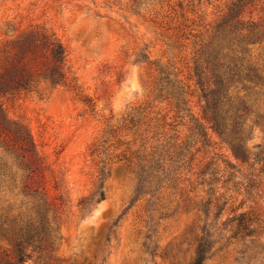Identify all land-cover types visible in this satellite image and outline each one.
I'll use <instances>...</instances> for the list:
<instances>
[{"label":"rangeland","instance_id":"rangeland-1","mask_svg":"<svg viewBox=\"0 0 264 264\" xmlns=\"http://www.w3.org/2000/svg\"><path fill=\"white\" fill-rule=\"evenodd\" d=\"M232 1L0 0V43L32 25L43 26L65 45L71 71L68 85L43 84L38 91L4 98L6 117L26 126L61 180L65 201L53 213L60 236L57 252L25 264H192L214 204L226 201L220 224L239 202L231 183L222 185L227 163L234 161L229 147L212 130L209 145H194L190 137L203 121L204 99L194 76L196 51L213 39ZM244 15L259 24L251 37L262 40L249 47L254 54L263 52L264 0H256ZM160 68L185 86L182 111H176L175 98L154 90ZM236 79L232 84L241 88ZM248 94L247 104L255 110L250 117H255L256 111H264V88ZM132 109L145 110L139 131L143 136L122 127L123 116ZM108 127L115 136L102 153L91 155L92 144ZM157 133L177 142L190 139L194 155L176 173L173 187L156 194L150 209L149 195L134 201L133 170L138 140L146 138L148 151ZM249 136V145L264 144L260 127L255 125ZM211 162L219 180L209 192L204 180L211 175L202 171ZM102 168L106 197L90 216L82 217L78 201L93 189ZM208 197L213 201L209 218L198 206ZM223 243L215 244L205 264H238L235 245ZM4 249L11 247L0 237V251Z\"/></svg>","mask_w":264,"mask_h":264},{"label":"trees","instance_id":"trees-1","mask_svg":"<svg viewBox=\"0 0 264 264\" xmlns=\"http://www.w3.org/2000/svg\"><path fill=\"white\" fill-rule=\"evenodd\" d=\"M255 1L233 0L217 23L213 39L201 46L194 58V76L204 106L203 121L192 128L190 137L194 145H209L212 130L229 147L234 161L227 163L222 185L231 183L239 202L220 224L217 220L226 201L214 204L216 211L202 227L192 264H205L214 255L215 244L221 241L222 245H235L238 264H264V144H248L255 125L264 132V111H256L255 117H250L255 110L250 109L246 100L250 90L264 88V45H260L263 52L257 54L249 47L262 42L251 37L259 24L244 15ZM67 55L56 34L40 25H32L0 43V237L9 241L11 247L0 251V264H25L33 258L39 261L58 250L60 236L53 213L65 202L61 180L37 150L26 126L6 117L4 98L38 91L43 84L54 88L68 85L71 71ZM170 74L164 68L158 69L154 90L165 92L166 98H175L179 112L183 110L179 103L185 104L182 96L187 92L184 85H177L180 80L169 78ZM235 79L243 84L241 88L232 84ZM144 112L132 109L126 113L122 127L143 136L139 131ZM114 132L113 127L106 128L92 144L91 155L102 153ZM158 134L152 137L155 143L148 151L147 142H143L146 138L138 140L141 147L135 155L133 170L134 201L149 195L150 209L156 194L162 188L173 187L176 173L188 167L194 155L190 139L177 142L172 136L161 139ZM212 165L215 162L202 171L211 175L209 181L204 180L210 185L209 192L219 180ZM104 176L102 168L93 189L79 199L82 217L90 216L105 199ZM51 190L55 193L51 194ZM212 202L208 197L198 205L208 218Z\"/></svg>","mask_w":264,"mask_h":264}]
</instances>
